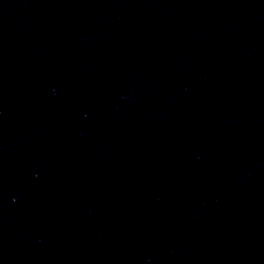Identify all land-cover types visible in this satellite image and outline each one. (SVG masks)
<instances>
[{
	"label": "water",
	"instance_id": "water-1",
	"mask_svg": "<svg viewBox=\"0 0 264 264\" xmlns=\"http://www.w3.org/2000/svg\"><path fill=\"white\" fill-rule=\"evenodd\" d=\"M0 264H264V0H0Z\"/></svg>",
	"mask_w": 264,
	"mask_h": 264
}]
</instances>
